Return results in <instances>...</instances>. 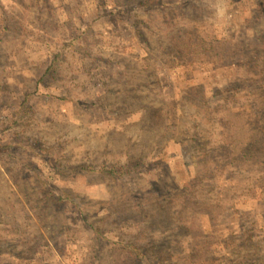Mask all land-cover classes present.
<instances>
[{
	"label": "rangeland",
	"instance_id": "374dc122",
	"mask_svg": "<svg viewBox=\"0 0 264 264\" xmlns=\"http://www.w3.org/2000/svg\"><path fill=\"white\" fill-rule=\"evenodd\" d=\"M0 264H264V0H0Z\"/></svg>",
	"mask_w": 264,
	"mask_h": 264
},
{
	"label": "trees",
	"instance_id": "16d2710c",
	"mask_svg": "<svg viewBox=\"0 0 264 264\" xmlns=\"http://www.w3.org/2000/svg\"><path fill=\"white\" fill-rule=\"evenodd\" d=\"M130 245V246H129ZM131 244H127L126 246L123 247V252L124 253H133V249L131 250ZM136 257H143L141 254L138 253V251L135 250Z\"/></svg>",
	"mask_w": 264,
	"mask_h": 264
}]
</instances>
